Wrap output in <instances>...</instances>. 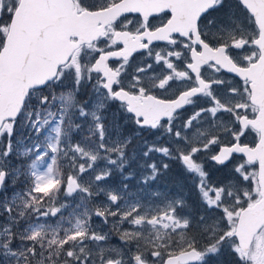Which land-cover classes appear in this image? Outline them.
<instances>
[{
	"label": "snow or ice",
	"instance_id": "snow-or-ice-1",
	"mask_svg": "<svg viewBox=\"0 0 264 264\" xmlns=\"http://www.w3.org/2000/svg\"><path fill=\"white\" fill-rule=\"evenodd\" d=\"M0 264H264V0H0Z\"/></svg>",
	"mask_w": 264,
	"mask_h": 264
},
{
	"label": "rangeland",
	"instance_id": "rangeland-1",
	"mask_svg": "<svg viewBox=\"0 0 264 264\" xmlns=\"http://www.w3.org/2000/svg\"><path fill=\"white\" fill-rule=\"evenodd\" d=\"M251 139V138H250Z\"/></svg>",
	"mask_w": 264,
	"mask_h": 264
}]
</instances>
